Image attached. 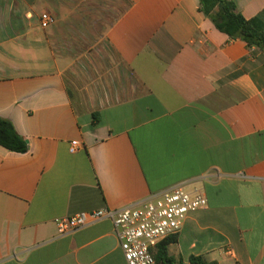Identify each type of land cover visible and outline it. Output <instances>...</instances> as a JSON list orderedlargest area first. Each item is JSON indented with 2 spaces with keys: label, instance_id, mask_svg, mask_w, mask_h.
I'll use <instances>...</instances> for the list:
<instances>
[{
  "label": "crops",
  "instance_id": "1",
  "mask_svg": "<svg viewBox=\"0 0 264 264\" xmlns=\"http://www.w3.org/2000/svg\"><path fill=\"white\" fill-rule=\"evenodd\" d=\"M109 2L0 0V118L27 143L0 147V264H126L109 219L64 236L57 221L175 187L207 206L168 246L174 264H264V52L220 33L198 0ZM232 2L264 26V0ZM117 3L103 33L114 87L70 47Z\"/></svg>",
  "mask_w": 264,
  "mask_h": 264
},
{
  "label": "built area",
  "instance_id": "2",
  "mask_svg": "<svg viewBox=\"0 0 264 264\" xmlns=\"http://www.w3.org/2000/svg\"><path fill=\"white\" fill-rule=\"evenodd\" d=\"M39 22L40 27L46 28L55 19L50 13H43ZM78 149L79 143L72 141L69 152L75 153ZM206 206L205 196L190 195L175 187L121 209L103 208L61 219L57 221V230L64 236L109 219L126 264H155L152 250L165 239L176 236L190 213Z\"/></svg>",
  "mask_w": 264,
  "mask_h": 264
},
{
  "label": "trees",
  "instance_id": "3",
  "mask_svg": "<svg viewBox=\"0 0 264 264\" xmlns=\"http://www.w3.org/2000/svg\"><path fill=\"white\" fill-rule=\"evenodd\" d=\"M200 11L214 27L231 40H240L247 48L264 52V26L257 20H246L237 12L232 0H198ZM128 6L127 3L124 4ZM99 122L97 113H92V124ZM0 147L14 153L27 151L26 141L15 131L13 125L0 118ZM176 243V236L169 237L158 244L152 255L155 264H174L168 255V246ZM189 264H211L201 257H190Z\"/></svg>",
  "mask_w": 264,
  "mask_h": 264
},
{
  "label": "rangeland",
  "instance_id": "4",
  "mask_svg": "<svg viewBox=\"0 0 264 264\" xmlns=\"http://www.w3.org/2000/svg\"><path fill=\"white\" fill-rule=\"evenodd\" d=\"M111 1L113 2V0ZM109 3L106 5H109ZM117 5L118 8L115 6L114 12L107 13L106 9H103L98 14L94 13L93 19H91L92 22H86L87 28L81 30V32H84L86 44L70 47L74 50L76 55L84 54L86 56V59H81L77 62L81 71H83V69L86 70V72H89L88 76H92V78H94V76H101L102 74H105L104 77L108 85H113L114 87L120 86L121 81H119L117 76L116 58L103 39V33L105 32V26L112 21L118 12L122 10V7L124 8V5L121 3H117ZM96 9L94 11H96ZM75 35L77 36V34ZM92 71H94V73H91ZM95 90L97 91L96 93L98 95H102V97L103 95H108L107 100H111L113 98L121 99L127 94V91L125 92L124 89ZM87 93L89 97L93 99L91 92L87 90Z\"/></svg>",
  "mask_w": 264,
  "mask_h": 264
}]
</instances>
